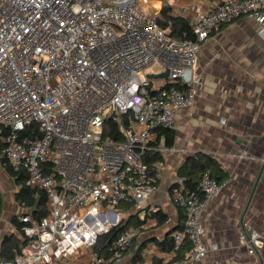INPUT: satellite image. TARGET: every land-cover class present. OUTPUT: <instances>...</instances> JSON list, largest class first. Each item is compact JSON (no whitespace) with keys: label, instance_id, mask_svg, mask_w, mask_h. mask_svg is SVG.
I'll list each match as a JSON object with an SVG mask.
<instances>
[{"label":"built area","instance_id":"built-area-1","mask_svg":"<svg viewBox=\"0 0 264 264\" xmlns=\"http://www.w3.org/2000/svg\"><path fill=\"white\" fill-rule=\"evenodd\" d=\"M142 2L0 0L1 164L23 173V186L42 192L46 209L39 222L30 209L20 215L29 242L0 264H80L87 255L88 264L119 263L145 223L123 229L103 256L92 248L119 224L122 205L138 208L155 191L163 164L151 172L143 156L171 152L163 137L154 144L156 132L172 129L175 114L194 105L202 45L240 17L264 37V0L192 4L182 17L193 15V40L170 37ZM153 65L159 72L146 73ZM107 119L121 140L103 135ZM220 189L204 173L196 190H183L180 178L171 190L185 211L172 239L175 247L188 240L191 262L217 248L204 243L201 214ZM239 243L257 251L264 231L244 232Z\"/></svg>","mask_w":264,"mask_h":264},{"label":"crops","instance_id":"crops-1","mask_svg":"<svg viewBox=\"0 0 264 264\" xmlns=\"http://www.w3.org/2000/svg\"><path fill=\"white\" fill-rule=\"evenodd\" d=\"M222 1L176 3L186 15L192 4L210 9ZM194 74L198 78L196 100L191 108L174 116V144L171 152L161 153L163 169L156 189L138 208H130L136 218L129 227L139 228L138 221L146 224L135 239L145 244L142 264H152L156 258L169 264H264V245L251 251L239 243L244 232L264 231V168L254 188L264 163V37L258 34V24L240 17L220 26L202 45ZM195 152L213 157L227 175L201 214L204 243L216 244L217 248L198 263L189 260V251L181 250L178 256L163 253L151 241L162 240L183 225L185 211L173 204L170 193L176 186L179 167ZM16 192L14 180L0 162V249L7 236L25 238L13 225V220L28 211L19 206ZM157 212L166 216L161 225L154 218ZM132 251L124 253L117 264H130ZM89 259L88 255L82 257L80 264H88Z\"/></svg>","mask_w":264,"mask_h":264},{"label":"trees","instance_id":"trees-1","mask_svg":"<svg viewBox=\"0 0 264 264\" xmlns=\"http://www.w3.org/2000/svg\"><path fill=\"white\" fill-rule=\"evenodd\" d=\"M158 25L166 31V33L178 40H193V35L190 29L191 20L190 18H183L181 16H174L171 14V8L169 6L164 5L160 13L157 17ZM177 86V84H168L167 86ZM166 86V87H167ZM179 88V86H177ZM104 136H108L115 140H121V136L118 130L117 124L111 119H107L104 124L103 129ZM157 139L154 144L158 143L160 137L164 139V145L166 148H172L174 144L175 132L173 129H159L157 130ZM1 143H0V154H1ZM143 161L148 166L149 170L153 171V166L157 163L163 161V156L160 152H147L143 156ZM0 162L4 163L1 158ZM5 172L14 180L16 187H18V191L15 194V199L17 202L24 204L25 209H30L31 211V219L34 222H39L41 218L46 215L45 209V198L43 193L40 191L30 190L23 186V182L25 176L23 173H15L10 167L4 168ZM207 173L211 179L221 184L226 180V173L222 170L219 163L211 156L201 153L195 152L189 155L182 166L179 167L177 175L178 178L182 179L183 190H196L198 187L201 176ZM130 205H122L121 212L122 216H125V219H128V223H124L125 219H121L119 224L112 227L106 234H101L98 236L97 243L92 248L93 253L96 256H103L108 253V249L110 244L114 241L116 236L125 228H128L132 218H136V216L131 215ZM0 210H1V197H0ZM157 225H161L165 222L166 216L160 212L155 214ZM141 221H138L137 226H140ZM13 225L18 233L22 235V227L25 225L21 223L20 220H13ZM182 226L178 227L171 233H168L162 240H151L155 243V246L160 252L163 253H173L178 256V254L183 251H189L190 243L188 240L184 239V241L177 247H175L172 234L175 231L181 230ZM28 240L23 238V240L13 239V236H7L3 242V245L0 249V257L3 261H13L17 256L21 254V250L23 247H26L28 244ZM145 244H138L134 240L133 243L126 250L129 251L133 248L132 260L130 264H142L143 257L141 255L142 249ZM125 252V253H126ZM170 263V262H169ZM164 263L162 259L156 258L153 260L152 264H169ZM125 264V263H120Z\"/></svg>","mask_w":264,"mask_h":264},{"label":"rangeland","instance_id":"rangeland-1","mask_svg":"<svg viewBox=\"0 0 264 264\" xmlns=\"http://www.w3.org/2000/svg\"><path fill=\"white\" fill-rule=\"evenodd\" d=\"M142 2V0H140ZM146 1V3H145ZM143 3V6L145 8V10L153 15H158L160 13L161 8L166 5L169 6L171 8V14L174 16H181L183 14V11H179L180 9L178 8V4L176 2H178V0H145ZM186 10V9H185ZM188 12V11H186ZM187 15V13H186ZM258 43H261V45L263 44V40L260 39L258 41ZM159 67L157 65H153L152 67H150L149 69L145 70L146 73L148 72H159ZM121 219H125V216H122Z\"/></svg>","mask_w":264,"mask_h":264},{"label":"water","instance_id":"water-1","mask_svg":"<svg viewBox=\"0 0 264 264\" xmlns=\"http://www.w3.org/2000/svg\"><path fill=\"white\" fill-rule=\"evenodd\" d=\"M166 76H167V73H163V74H160L158 76H156V75H147V78L148 79H157V78H166ZM113 117H114V114L111 115V118H113ZM263 168H264V163L261 165V167L259 169L258 176H257L256 182L254 184V188H255L256 183H257V181L259 179V176L261 175V172L263 171ZM254 188H253V190H254ZM252 193H253V191H252Z\"/></svg>","mask_w":264,"mask_h":264}]
</instances>
